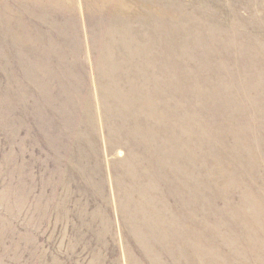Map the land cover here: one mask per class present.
<instances>
[{
	"label": "rangeland",
	"instance_id": "rangeland-1",
	"mask_svg": "<svg viewBox=\"0 0 264 264\" xmlns=\"http://www.w3.org/2000/svg\"><path fill=\"white\" fill-rule=\"evenodd\" d=\"M0 264H264V0H0Z\"/></svg>",
	"mask_w": 264,
	"mask_h": 264
}]
</instances>
